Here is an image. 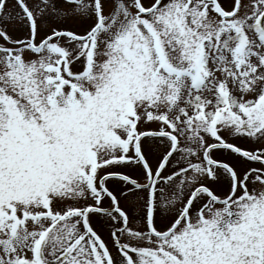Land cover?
Returning <instances> with one entry per match:
<instances>
[{
	"label": "snow or ice",
	"instance_id": "obj_1",
	"mask_svg": "<svg viewBox=\"0 0 264 264\" xmlns=\"http://www.w3.org/2000/svg\"><path fill=\"white\" fill-rule=\"evenodd\" d=\"M0 264H264V0H0Z\"/></svg>",
	"mask_w": 264,
	"mask_h": 264
}]
</instances>
